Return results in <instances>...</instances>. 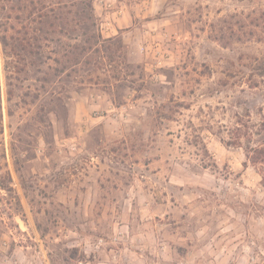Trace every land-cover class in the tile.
I'll use <instances>...</instances> for the list:
<instances>
[{
  "label": "rangeland",
  "instance_id": "obj_1",
  "mask_svg": "<svg viewBox=\"0 0 264 264\" xmlns=\"http://www.w3.org/2000/svg\"><path fill=\"white\" fill-rule=\"evenodd\" d=\"M0 264H264V0H0Z\"/></svg>",
  "mask_w": 264,
  "mask_h": 264
}]
</instances>
